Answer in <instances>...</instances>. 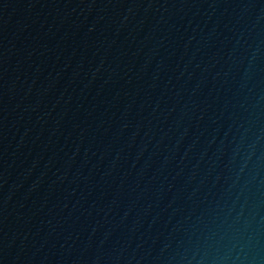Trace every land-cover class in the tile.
I'll use <instances>...</instances> for the list:
<instances>
[{
	"label": "water",
	"instance_id": "water-1",
	"mask_svg": "<svg viewBox=\"0 0 264 264\" xmlns=\"http://www.w3.org/2000/svg\"><path fill=\"white\" fill-rule=\"evenodd\" d=\"M0 264H264V0H0Z\"/></svg>",
	"mask_w": 264,
	"mask_h": 264
}]
</instances>
